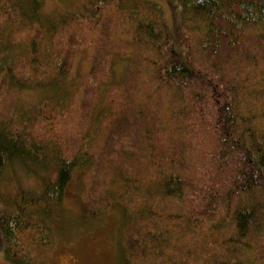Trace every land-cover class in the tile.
Segmentation results:
<instances>
[{"label": "trees", "instance_id": "trees-1", "mask_svg": "<svg viewBox=\"0 0 264 264\" xmlns=\"http://www.w3.org/2000/svg\"><path fill=\"white\" fill-rule=\"evenodd\" d=\"M112 1L115 10L126 8L133 39L145 51L139 56L147 69L150 95L169 96L178 108L171 111L176 139L165 147L159 162L145 165V157L154 155L159 126L151 109H144V97L139 99L142 84L131 81L141 73L130 68L137 59L126 56L124 77L119 84L113 82L104 24L101 45L107 51L106 64L93 67L87 75L101 79L89 86L85 78L75 94L78 108L85 110L94 105L103 81L107 88L119 87L116 106L105 120L102 145L90 151L77 144L70 154L62 151L55 178L43 185L39 195H18L12 211L0 218L6 258L14 264L41 261L32 260V250L35 245H50L52 234L62 227L66 188L75 169L86 168L83 215L91 218L113 209L121 214V264H264V0H176L184 62L156 9ZM41 8V0H29L37 44L55 34L39 23ZM13 10L24 12L17 2ZM13 10L0 9V19L16 23ZM87 15L74 16L67 25L84 23L92 29L100 22L102 9L96 7ZM73 31L66 46L73 37L76 51L83 40ZM37 49L30 46L36 66ZM66 59V55L55 57L58 64L44 73L33 69L25 79L33 85L41 75L42 87L56 88L69 73ZM21 73L11 67L0 71L4 94L12 88L24 89ZM61 91L56 99L68 94ZM249 95L258 102L253 108L246 102ZM49 107L51 111L45 103L42 108ZM26 127L0 125V175L8 164L24 163L48 150L40 143L38 128L27 131ZM186 146V155L177 154L176 148ZM115 177L120 182L117 195L108 188ZM149 186L159 203L146 194ZM32 235L38 237L37 244L21 243L22 236Z\"/></svg>", "mask_w": 264, "mask_h": 264}, {"label": "rangeland", "instance_id": "rangeland-1", "mask_svg": "<svg viewBox=\"0 0 264 264\" xmlns=\"http://www.w3.org/2000/svg\"><path fill=\"white\" fill-rule=\"evenodd\" d=\"M15 2L24 12L17 10L16 13L14 12ZM41 2L39 23L43 27L53 29L55 34L53 37L52 35L47 36L51 37L52 41L46 37L43 42L37 44L38 38L36 32H33L37 26L36 22L30 18L29 0H0L1 10H13L18 16L16 23L12 21L13 19L10 21L0 19V71L5 67H11L16 72L21 70L24 80L30 76L33 69H37L38 73H44L47 69L58 64L59 61L56 62L55 57L58 58L61 55L62 58L66 55L69 73L58 87L62 90V95L68 94L60 100L56 99L59 98L60 89L55 90L58 87H42L39 83L41 75L33 85L25 79L24 89L15 90L12 88L8 90L7 94H4L3 88L0 89V110L1 114L5 116L0 120V125L7 126V122L12 128L13 125L18 128L24 125L27 126L25 128L27 131L33 126L37 127L40 143L48 146V150L38 153L35 159H28L24 163L13 162L5 167L0 175V218L3 214L12 211V204L20 193L37 196L43 185L55 178L62 151L70 154L77 144L89 148L90 151H93L97 146L101 147L105 120L108 119L109 114H112L111 112L116 106V100L120 95V91L117 90L119 87L107 88L103 81L94 105L85 110L78 108V99L75 94L85 78L89 86L101 79L87 75L93 67L99 68L106 64L107 51L105 45H101L105 44V40L102 39L104 24L109 39L107 58L111 56L109 63L113 82L119 84L122 81L126 56L133 60L137 59V64L131 61L130 68H137L135 73H141L136 75L137 78L134 74L131 81L134 82L133 85L142 84V88L139 90L141 92L139 99L144 97L145 103H142L144 109H151V113L156 116L155 124L159 126L154 155L152 154V158L145 157V165L159 162L165 147H170L176 139L175 132L172 130L174 114L171 116V111L173 110L175 113L178 108H175V104L169 96L156 97L154 95L152 97L150 95L151 86L148 85L146 79L147 69L144 63L140 62L141 57L139 56L143 55L145 51L138 45V39H133L132 25L126 8L120 7L115 10L114 5L109 4L113 2L112 0H41ZM123 2L124 7H132L134 3H141L149 10L156 9L161 21L172 36L171 43L175 44L179 60L184 62L185 49L177 31L181 21V9L176 0H124ZM96 7L102 9L100 22L97 26L94 25L92 29H88L84 23L77 24V28L73 24L67 25V20L70 18L83 17ZM72 30L80 33L83 40L76 51H73V42H71L73 37L70 38L69 44L66 46V40ZM31 45L38 48L36 50L39 59L37 66L32 61ZM231 69L234 68L231 67ZM3 77L0 78V81ZM130 95L134 98L133 90L130 91ZM140 101L143 102V100ZM246 102L250 108L258 104L254 100V96L250 95L247 96ZM45 103H48L53 109L51 111L50 107L48 110L43 109ZM47 117L50 119L45 123L42 122ZM196 130L199 129L196 128ZM201 135L196 133L197 138H200ZM176 149H178L177 154L179 155H186L188 151L187 146L185 149ZM88 174L86 168H76L73 172L66 188L62 227L54 231L50 245L46 247L35 245L31 254L32 260H41L42 264H121L119 244L124 232V220L121 214L113 209L96 217L88 218L83 215L81 205L86 193L85 181ZM117 178H113L108 186L114 195H117L120 190V182ZM146 194L153 197L155 203H159L158 199L154 197V187L149 186L146 189ZM140 203L141 201H138L137 205ZM30 241L37 244L38 237L35 235H32L31 238L21 237V243L26 246L30 244L34 246V243ZM13 253L20 256L16 250ZM40 262L36 264H40ZM0 264H14L6 258L1 232Z\"/></svg>", "mask_w": 264, "mask_h": 264}]
</instances>
